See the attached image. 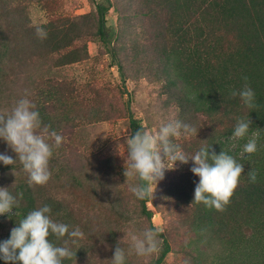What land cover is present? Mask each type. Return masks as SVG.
<instances>
[{
  "label": "rangeland",
  "instance_id": "obj_1",
  "mask_svg": "<svg viewBox=\"0 0 264 264\" xmlns=\"http://www.w3.org/2000/svg\"><path fill=\"white\" fill-rule=\"evenodd\" d=\"M5 1L12 7L24 1L27 7L19 19L20 27H16L19 47L0 62V114L10 113L18 100L27 98L39 113L41 128L47 125L49 132L63 137L48 162L50 179L29 189L58 200L57 206L64 208L60 223L67 224L69 231L77 227L82 231L83 238L69 243L76 251L69 264H112L120 241L125 264H152L161 243L157 253L129 255V233L140 235L149 224L154 228L157 223L163 227L157 239L166 240L169 247L160 264H264V212L248 216L229 201L223 213L192 202L199 177L190 171L191 159L164 170L163 179L156 182L152 198L148 196L146 202L149 217L141 211L140 199L129 191V185L137 184L136 178L123 174L127 168L128 107L141 126L149 129L172 120L198 129L196 134H182L172 142L189 157L202 147L215 148L217 155L230 151L243 165L238 185L244 181L249 162L240 154L248 140L237 145L228 136V128L233 126L229 117L195 110L193 93L178 87L176 67L164 60L163 54L180 46L179 62H198L230 73L241 64L239 56L246 44L239 28L221 21L213 8L205 18L211 24L203 26V32L197 31L200 0H184L186 5L178 0L180 9L174 12L157 7L155 0H109L105 25L112 32L117 60L112 64L94 35L92 0ZM70 22L83 35L64 50L46 55L43 45L35 42V26L48 25L65 32ZM199 48L203 60L194 59ZM67 52H76L79 59L59 63ZM249 67L254 68L252 64ZM0 154L16 159L12 165L0 162V188L13 193L15 186L28 185V174L3 139ZM160 154L164 159L162 151ZM13 212L0 215V242L11 228ZM206 213L214 223L207 220ZM66 239L67 235L57 246H63Z\"/></svg>",
  "mask_w": 264,
  "mask_h": 264
},
{
  "label": "clouds",
  "instance_id": "obj_2",
  "mask_svg": "<svg viewBox=\"0 0 264 264\" xmlns=\"http://www.w3.org/2000/svg\"><path fill=\"white\" fill-rule=\"evenodd\" d=\"M38 38L45 39L47 33L41 26H35ZM247 81V77L243 78ZM232 97L239 96L241 102L249 109L254 108L255 94L244 84L239 91L233 90ZM35 105L27 98H21L8 114H0V139H3L28 174V185H44L48 182L51 172L48 162L54 148H59L63 137L55 131L49 132V126L41 128V120ZM252 121L238 119L231 139L244 138ZM198 129L179 120H172L162 124L158 129L140 127L134 135L127 139V168L124 176L143 181L129 185V191L138 199L150 196L152 198L156 182L163 179L164 170L174 167L175 162L188 163L193 161L190 171L199 177V182L194 189L192 202L203 203L205 206L214 207L223 211L229 203L230 197L236 189L239 177L243 172V165L238 163L231 155L221 151L218 155L210 147H202L198 152L189 157L181 147L173 143V138L182 134L197 133ZM259 130L253 131L251 137L243 147L241 157L245 153L252 154L257 151ZM52 139L54 143H48ZM163 152L164 159L161 157ZM16 159L7 154H0V162L12 165ZM166 161L169 162L166 164ZM249 181H256V173L250 170ZM8 188H0V215L12 214V209L19 206V200L14 197ZM22 197V193L19 194ZM191 202V203H192ZM51 208L44 205L37 210L29 212L18 226L10 230V237L0 242V259L11 264H62L64 259H72L74 252L69 243L76 244L78 238H83L82 231L77 227L69 231V226L64 223L54 222L49 213ZM15 214V213H14ZM163 231L160 224L153 228H146L140 235L129 233L130 248L128 254L148 256L157 253L162 243L157 239ZM55 235L59 240L67 235L63 246H54L48 237ZM126 253L117 243L112 264H125Z\"/></svg>",
  "mask_w": 264,
  "mask_h": 264
},
{
  "label": "trees",
  "instance_id": "obj_3",
  "mask_svg": "<svg viewBox=\"0 0 264 264\" xmlns=\"http://www.w3.org/2000/svg\"><path fill=\"white\" fill-rule=\"evenodd\" d=\"M34 1L36 3L41 2V0ZM92 1L95 15L94 35L100 45L106 50L110 59H112L110 60L112 64H116L117 60L115 59L111 44L113 38L112 32L105 25V14L110 7V1ZM179 1L181 3L184 2V0ZM189 1L192 2V0ZM198 2L201 3L198 6L201 7L198 11L201 16H197V31L203 32V26L211 24L210 20L205 18L211 16L210 11L213 8L217 11V14H220L221 21L227 20L239 28L241 38L246 41L242 54L236 55H240L239 60L241 64L238 68H232L231 72L227 73L226 70L211 68V66L207 64L203 65L198 62L181 63L178 61L179 52L181 50L180 46L166 50L165 53H163L164 60L169 61L172 67L173 65L176 67L175 76L177 77L175 78L178 80V82L176 80L179 85L178 87L193 93L191 103L194 104L195 110L201 112L205 111L207 114L211 115L221 113L224 117H229V121H233V126L228 128V136H232L236 126L234 120L241 119V117L244 116V120L250 119L252 121L248 134L244 138L235 139L237 145L244 144L248 138L251 137L253 131L259 130L260 136L257 140V151L250 155L245 153L243 156V158L249 162L247 176L244 181L236 187L230 197L231 207L246 210L249 214L248 216L255 213L258 214L264 212V145H262L264 136V0H200ZM154 4L157 7L164 6V8L170 12L180 9L178 0H155ZM148 5L149 4H147V7ZM26 7L27 4H25L24 1L12 7L7 4L5 0H0L1 63L9 54H14L17 50L16 48L19 47L20 35L16 27L19 26L21 22L19 19H21V15ZM149 11V8H147L145 14H150L151 12ZM41 27L46 31L47 37L45 39H40L35 35L36 37L34 39L35 42L43 45L46 55L64 50L69 47L73 41L79 39L83 35L81 32L75 30L76 24L74 22H70L69 27L67 25L65 32L55 30L48 25H41ZM162 29L165 30L166 27L162 26ZM60 32L63 33L60 35ZM201 51H203L202 48H199L194 52L195 60H203L204 52ZM61 59L59 63L64 64L77 61L79 58L76 52H67L61 55ZM1 63L0 76L3 74ZM249 64H252L255 69L249 67ZM244 77H247V81L243 79ZM245 83L248 84L255 94L254 108L252 109L247 108L241 102L239 96H231L233 90L239 91ZM174 84L176 83H172V85ZM182 111L183 110H181V112ZM127 126L128 138L142 127L139 120L128 110V107ZM209 151L213 152L215 148H211ZM225 152L234 157V154L230 151ZM250 170H254L256 173V181L254 183L249 181L248 173ZM136 183L143 184L144 182L136 179ZM20 193L23 194L22 197L19 195ZM11 194L19 200V206L12 209L14 212L13 217H11L13 220L11 221L10 230L18 226L20 221L24 219L29 212L37 210L44 205L50 206L51 212L49 216L54 222L60 223L64 218V216L60 215L64 208L57 206L58 200L55 198H53V200L49 196L33 194L28 185H24V187L20 185L15 186ZM147 201L148 197L140 199V209L149 217L150 212L146 208ZM233 208L232 211H235ZM223 213H225V207ZM206 218L211 223L215 221L209 213H206ZM149 227L153 228L150 224ZM10 230L6 232L3 241L10 237ZM158 236H161V234L159 233ZM48 240L54 246H57L60 239L58 240L55 235L50 234ZM161 242L159 254L153 260L152 264H160L169 251L166 240L162 239ZM70 261L71 259H64L62 264H69ZM0 264H11V262H5L0 259Z\"/></svg>",
  "mask_w": 264,
  "mask_h": 264
}]
</instances>
